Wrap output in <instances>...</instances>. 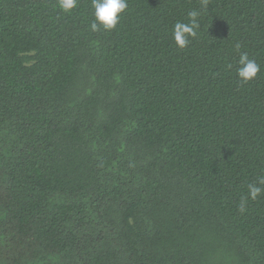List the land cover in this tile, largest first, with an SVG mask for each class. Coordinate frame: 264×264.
<instances>
[{"label": "trees", "instance_id": "obj_1", "mask_svg": "<svg viewBox=\"0 0 264 264\" xmlns=\"http://www.w3.org/2000/svg\"><path fill=\"white\" fill-rule=\"evenodd\" d=\"M127 4L0 0V264H264V0Z\"/></svg>", "mask_w": 264, "mask_h": 264}, {"label": "clouds", "instance_id": "obj_2", "mask_svg": "<svg viewBox=\"0 0 264 264\" xmlns=\"http://www.w3.org/2000/svg\"><path fill=\"white\" fill-rule=\"evenodd\" d=\"M78 0H58L59 8L65 13L71 12L77 7ZM208 0H202V6L207 8ZM92 7L94 8V20L90 25L92 31H98L102 27L105 31L114 30L119 22L121 14H123L127 7V0H92ZM189 22L181 23L177 22L173 29V39L176 46L179 49L186 48L191 39L197 36V29L199 28V21L197 17L200 15L196 11H192L189 14ZM239 49V45H236ZM238 67L236 69L238 78L244 82L248 83L252 81L259 72V65L254 61L249 59L247 53H242L239 55ZM231 68V65H229ZM264 183V180L261 181ZM264 189L256 186H249L248 197L242 198L238 209L241 213L246 210L247 200L250 198L252 200L257 199Z\"/></svg>", "mask_w": 264, "mask_h": 264}]
</instances>
